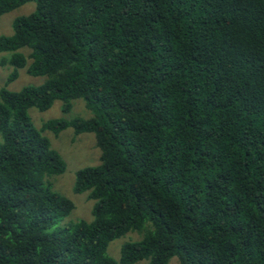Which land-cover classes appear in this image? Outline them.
I'll return each mask as SVG.
<instances>
[{
	"label": "trees",
	"instance_id": "obj_1",
	"mask_svg": "<svg viewBox=\"0 0 264 264\" xmlns=\"http://www.w3.org/2000/svg\"><path fill=\"white\" fill-rule=\"evenodd\" d=\"M28 2L0 54L8 83L46 80L0 90V264H264V0H0V15ZM77 99L91 118L33 125L29 109ZM67 128L100 157L73 185L92 219L61 225L74 205L49 178L66 164L43 133Z\"/></svg>",
	"mask_w": 264,
	"mask_h": 264
},
{
	"label": "rangeland",
	"instance_id": "obj_2",
	"mask_svg": "<svg viewBox=\"0 0 264 264\" xmlns=\"http://www.w3.org/2000/svg\"><path fill=\"white\" fill-rule=\"evenodd\" d=\"M35 10V3L28 2L16 8L15 10L0 15V37L10 36L12 34L13 21L22 16H27ZM17 53L27 56L29 50L26 48L19 49ZM12 52H4L0 54V90L6 88L11 92H17L23 87L39 86L46 78L33 77L26 73L25 69L17 72V77L7 82L8 76L12 73L13 67L7 62ZM30 61H27V66ZM62 102L55 101L50 109L40 112L35 108L29 109L28 113L33 125L40 129L41 125L53 119H65L70 121L74 118L89 119L93 115L85 107L82 99L72 102V108L69 113L64 114L61 111ZM43 135L49 140L51 147L58 152L66 164V170L62 175L52 176L49 183L53 191L68 198L74 205V209L69 215L62 219L61 225L74 224L80 220L90 221L92 219L91 210L94 202L87 197V193L75 194L73 185L75 181V173L83 168L92 167L99 164L100 150L96 146L95 136L92 133H82L76 135L72 128H67L58 135L51 132H44ZM139 235L132 233L128 236L112 241L107 249L108 255L117 260L120 255V247L126 241H136ZM136 264H146V261H140ZM168 264H179L176 258L170 260Z\"/></svg>",
	"mask_w": 264,
	"mask_h": 264
}]
</instances>
